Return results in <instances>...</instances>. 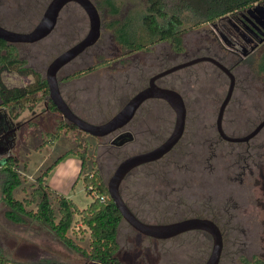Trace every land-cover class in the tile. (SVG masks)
Here are the masks:
<instances>
[{
  "label": "rangeland",
  "instance_id": "1",
  "mask_svg": "<svg viewBox=\"0 0 264 264\" xmlns=\"http://www.w3.org/2000/svg\"><path fill=\"white\" fill-rule=\"evenodd\" d=\"M50 1L0 0V26L29 32L39 23ZM92 1L101 17L100 40L58 73L63 98L77 115L90 122L98 124L113 117L155 73L208 55L200 47L211 44L210 34L215 28L210 24L194 26L188 13L183 14L186 19L182 31L186 48L183 54H176L166 42L150 45L148 39L145 43L149 49L136 53L116 40L111 23L130 16L134 19L143 16L148 0H115L119 8L116 14L111 13L103 0ZM89 28L88 15L79 4L72 2L62 11L50 35L35 43L16 45L21 57L45 77L50 63L82 40ZM219 39V45L226 47L224 40ZM224 52L229 54L223 60L233 72L236 84L224 114L223 129L229 136L241 137L264 119V71L256 74L264 44L245 59L251 61L250 67L244 62L236 65L240 56L228 50ZM224 52H219V56ZM97 64L101 65L96 67ZM75 74L80 76L72 78ZM0 77L8 87L33 80L30 76L7 71ZM162 83L174 87L184 98L187 108L184 135L164 158L140 166L127 176L121 184L122 197L147 223L162 224L195 217L214 220L223 235L220 264H245L242 257L252 259L253 255L260 256L259 252L264 249V128L246 142L219 138L216 121L230 79L213 63L200 62L180 69L165 76ZM48 98L34 111H25L14 120L20 124L12 151L18 158L16 170L22 181L15 191L18 199L30 196L36 179L59 160L47 179L55 200L62 195L79 209H86L94 198L86 192L84 177L87 174L98 170L108 184L124 159L159 146L175 126L176 114L170 105L151 99L144 103L142 115L127 126L131 130L139 121L143 131L132 130L135 138L123 145L111 143L114 134L99 139L74 129L52 138L64 118L59 111H44ZM30 123L34 124L30 126ZM79 148L88 154L84 170L81 158L71 153ZM160 168H164V173L157 176ZM3 181L0 176V194ZM4 210L0 201V238L4 253L11 260L9 264L49 261L97 264L70 251L49 229L45 232L33 223H10L4 217ZM75 220V224L81 223L79 216H75ZM79 228L73 231L75 234L70 232L71 237L88 250L89 230ZM135 234L136 230L123 220L118 234L123 250L134 242ZM159 243L167 244L170 249L167 258L164 257L168 264H174L170 261L173 257L180 264H205L213 247L211 235L197 230Z\"/></svg>",
  "mask_w": 264,
  "mask_h": 264
},
{
  "label": "trees",
  "instance_id": "2",
  "mask_svg": "<svg viewBox=\"0 0 264 264\" xmlns=\"http://www.w3.org/2000/svg\"><path fill=\"white\" fill-rule=\"evenodd\" d=\"M262 1L264 0H148L146 13L137 18L138 20L130 16L124 21L115 20L111 26L114 28L116 40L132 52L148 50L149 47L145 43L148 39L150 45L166 42L170 44L172 51L182 54L186 51L182 32L186 21L184 13L190 15L194 26L200 27L204 24L214 26L220 18ZM103 4L111 10L112 14L119 12L115 0H103ZM224 48L223 50L227 51L225 46ZM224 53L220 58L210 57L219 59L223 65L227 66L223 58L229 54ZM241 62L249 67L252 66L251 61L245 59L244 61L238 59L236 65ZM100 65L97 64L96 67ZM3 71L30 76L33 79L21 86L8 87L0 77V108L6 109L11 119H18L25 111H34L37 105L49 96L48 83L43 74L33 68L27 59L21 57L16 44H10L0 38V74ZM259 71H264V54L261 56V63L256 74H261ZM79 76L80 74H75L72 78ZM45 108L47 112H58L50 98ZM71 129L79 130L75 125L62 120L52 138H57ZM71 153L81 158L82 170H84L88 161L87 151L79 148ZM17 162L18 158L11 155L0 166V176L4 178L0 201L5 206L4 217L7 221L14 225L37 222L46 226L70 251L81 254L87 261L97 264H121L117 254L120 250L118 234L123 217L110 198L107 184L98 170L84 177L86 192L94 195V198L86 209L80 210L72 200L62 195L57 196L55 200L54 192L47 183L51 170L59 164V160L36 179L30 196L23 199L16 198L15 191L22 184L20 174L16 170ZM56 202L57 206H55ZM77 215L80 217V222L89 230L88 250L68 235ZM2 244L0 238V264H9L11 260L5 255ZM242 261L249 263L244 257ZM42 264L71 263L49 261Z\"/></svg>",
  "mask_w": 264,
  "mask_h": 264
},
{
  "label": "water",
  "instance_id": "3",
  "mask_svg": "<svg viewBox=\"0 0 264 264\" xmlns=\"http://www.w3.org/2000/svg\"><path fill=\"white\" fill-rule=\"evenodd\" d=\"M72 2L79 4L84 9L90 21V28L87 35L82 40L59 54L48 66L45 79L48 83L50 100L56 106L64 120L75 125L79 131L98 138L108 136L126 126L133 119L141 105L146 101L151 99L166 101L176 114L175 126L172 133L159 146L143 153L131 155L124 159L118 165L107 184L108 192L110 198L120 211L123 220H126L135 230L146 236L157 239H169L193 230H202L209 233L213 239V247L205 264H219L223 250V236L219 226L214 221L207 218H188L166 224L144 222L127 206L121 196L120 187L125 177L133 169L143 164L161 159L178 144L184 135L187 118V108L184 98L175 89L159 87L155 83L159 78L200 62L213 63L227 74L230 79L229 88L219 108L216 121L217 131L224 140L230 142L249 141L264 128V119L245 136L234 137L225 133L223 129V118L225 110L233 96L236 79L233 72L228 67L210 56H200L155 74L151 77L147 87L137 92L118 113L105 122L97 124L80 117L72 110L63 98L59 87L58 73L64 66L76 59L85 50L95 45L100 40L102 28L101 17L97 6L92 0H51L41 20L31 31L25 33L16 32L0 26V38L10 44L38 42L53 32L58 23L61 11ZM256 9L262 16H264V5L257 6ZM260 23L264 27V22ZM261 35L262 38L260 42H263L264 31H261ZM253 49H255V46L252 47V50ZM1 112L6 122L11 127V132L8 133L6 131V135L1 136V138L3 137L4 139H0V165H3L6 162V158L12 155V151L16 146L17 130L20 126L8 116V113L4 108H1Z\"/></svg>",
  "mask_w": 264,
  "mask_h": 264
},
{
  "label": "flooded vegetation",
  "instance_id": "4",
  "mask_svg": "<svg viewBox=\"0 0 264 264\" xmlns=\"http://www.w3.org/2000/svg\"><path fill=\"white\" fill-rule=\"evenodd\" d=\"M263 5H264V1L258 2V3H255L253 6H250L244 10L238 11L236 13L228 14V15L220 18L214 25V28H215V30L213 32L214 34L213 33L210 34L211 44L209 46L202 45L200 47V50L205 49L207 51L208 56H214L216 58H220L219 52L223 51V46L221 47V45H219L218 39L222 38L225 42L226 49L228 51L234 53L236 56H240L239 60H244L247 57L251 56L262 44H264V41L260 42V40L262 38L261 31H264V27L261 25L260 22H264V16H262L261 13L256 9L257 6H263ZM62 11H61V13H62ZM61 13H60V15H61ZM59 18H60V16H59ZM253 46H255V49L252 50ZM212 51H214L215 53L214 54L211 53ZM178 55H180V54L178 53ZM65 67L66 66H64L63 68H65ZM63 68L59 71V73L63 70ZM159 72H161V71H159ZM159 72H157V73H159ZM157 73H155V74H157ZM154 75H152V76H154ZM151 77H150V79H151ZM164 77L159 78L158 80L155 81V83L159 87L175 89L172 86H168V85L162 83V79ZM150 79H149V81H150ZM149 81H148V84L146 86H144L142 89H144L145 87H147L149 85ZM156 100H159V99H156ZM143 105H144V103L138 109V111L134 115L133 119L126 126L120 128L117 131L110 134V135L114 134L112 137L113 139L111 141V143L113 145H116V144L123 145V144L127 143L128 141L133 140L135 137H134L132 130L134 131V129H136V130L139 129V131H143V130H141L142 129L141 124H140L141 122L139 123V121H137L138 124H136V123L133 124V126L131 127V130H129L127 128V126L129 124H132L135 119H138ZM44 111H46V108H44ZM140 115H142V114H140ZM18 125L20 126L19 123H18ZM216 126H217V124H216ZM19 129H20V127H19ZM19 129L17 130V135H18ZM1 131H2V133H1ZM6 131L8 133L11 132V127L6 122L4 116L2 115L1 108H0V139L1 140L4 139L3 137L1 138V136L6 135ZM110 135H108V136H110ZM108 136L100 137L99 139H102V138L104 139L105 137H108ZM164 157H162V158H164ZM153 162H155V161H153ZM143 165H145V164H143ZM143 165H141V166H143ZM139 167L140 166L133 169L127 176H129L131 173H133ZM161 172L164 173V168H160V171H158L156 173V175L158 176ZM146 176H148V174H146ZM156 191H159V189L157 188ZM120 192H122L121 187H120ZM121 196H122V193H121ZM122 198H124V197H122ZM125 203L127 204L126 201H125ZM127 206L130 208V210L139 219H141L138 216V214L136 213V211L134 212L132 210V207L130 205L127 204ZM195 218H202V217H195ZM142 221H144V220H142ZM212 221H214V220H212ZM173 222H177V221H171L168 223H173ZM162 224H166V223H162ZM197 231H199L201 234H204V235L209 234V233L202 231V230H197ZM183 234H185V233H183ZM180 235H182V234H180ZM180 235H178V236H180ZM178 236H175V237H172L169 239H173V238H176ZM132 240H134V242L130 243L129 248H126L125 250H123L121 245H120V250L117 254V257H118L119 262L121 264H168V261L164 257L167 258V254L170 251V249L167 247L168 246L167 244L161 245L159 243V241L168 240V239H157L154 237L146 236V235H144V234H142L136 230V234L133 236ZM259 253H260L259 254L260 256L253 255L252 259H248V258L244 257L249 262V263H245V264H264V249H263V252H259ZM170 261H173L174 264H180V261L174 260V257L172 259H170ZM219 264H220V262H219Z\"/></svg>",
  "mask_w": 264,
  "mask_h": 264
},
{
  "label": "crops",
  "instance_id": "5",
  "mask_svg": "<svg viewBox=\"0 0 264 264\" xmlns=\"http://www.w3.org/2000/svg\"><path fill=\"white\" fill-rule=\"evenodd\" d=\"M67 198V197H66ZM81 210V209H80ZM78 216V215H77ZM76 221V220H75ZM30 223H33V225L35 224L36 225V227H39V229L42 231L43 229L45 230V232H47V230L46 229H48L46 226H43V225H41V224H38L37 222H29V225H30ZM37 223V224H36ZM79 227H82L83 229H85L86 227L82 224V223H80V224H73V226H72V228H71V230L69 231V233H68V235H69V237H71V233L74 231V230H77V229H80ZM71 232V233H70ZM73 234H75L74 232H73ZM71 238H73V237H71ZM39 243L41 244V242L39 241ZM18 264H20V263H18ZM27 264V263H26Z\"/></svg>",
  "mask_w": 264,
  "mask_h": 264
},
{
  "label": "built area",
  "instance_id": "6",
  "mask_svg": "<svg viewBox=\"0 0 264 264\" xmlns=\"http://www.w3.org/2000/svg\"><path fill=\"white\" fill-rule=\"evenodd\" d=\"M102 201H104V199L102 198Z\"/></svg>",
  "mask_w": 264,
  "mask_h": 264
}]
</instances>
